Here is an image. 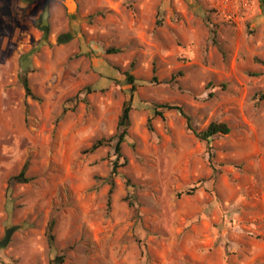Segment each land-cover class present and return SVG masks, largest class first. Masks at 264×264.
<instances>
[{"label":"rangeland","instance_id":"374dc122","mask_svg":"<svg viewBox=\"0 0 264 264\" xmlns=\"http://www.w3.org/2000/svg\"><path fill=\"white\" fill-rule=\"evenodd\" d=\"M44 1L0 0V259L264 264L261 0H77V15L53 1L48 32ZM126 72L138 88L110 199L116 139L88 150L117 134ZM164 102L232 130L209 149L178 111L155 115ZM27 161L31 180L10 186Z\"/></svg>","mask_w":264,"mask_h":264},{"label":"trees","instance_id":"16d2710c","mask_svg":"<svg viewBox=\"0 0 264 264\" xmlns=\"http://www.w3.org/2000/svg\"><path fill=\"white\" fill-rule=\"evenodd\" d=\"M25 2H32L34 0H24ZM262 4L264 5V0H261ZM45 32H48V27L43 28ZM213 33V39L216 41V30H212ZM71 39V34H61L58 37V42L59 43H64L67 40ZM121 51L119 48H110L108 49L109 53L113 52H119ZM126 77L127 81L130 84V97L129 99L124 103L123 109L121 116L119 118L118 122V131L115 136H113L110 139H99L97 140L93 146L88 150V151H96L98 148L105 146L107 143L111 142L112 139H116V142L114 143V155L115 159L113 160V167L110 175L106 178L107 182L111 185L110 191H109V196L111 199V195L114 192L115 189V178L120 175L119 169L123 167L126 164V160L124 158L123 152H122V146L123 143L126 141V138L129 133V127L131 125V113L133 110V101H134V96H135V91L138 88V84L136 81V78L133 74L130 72H126ZM22 83L25 87L26 94L29 96H32L33 98L40 99L37 95L34 94L29 78L27 74H22L21 75ZM154 81L158 82L157 76H154ZM89 90L92 91L91 88ZM264 97V94H263ZM155 115H160L164 116V113L166 111L170 110H176L178 111L182 116H184L187 119V124L188 128L194 132V134L202 140L209 149H213V142L214 140L222 135H227L231 132L232 128L229 125L228 122L226 121H217L214 120L212 121L207 128L205 129H198L194 126L193 124V119L192 116L187 113V111L184 109V107L180 104L177 103H171V102H164V103H156L154 104L153 107ZM214 156L213 152H210V159H212ZM30 162L27 161L25 165L23 166L21 172L19 174L13 175L10 180L9 184L10 186L14 183L18 182H28L31 180L30 177L26 176V173L28 171ZM128 185H132L131 181L128 179L127 180ZM189 194H192V192H188ZM133 203L131 202V205ZM56 220L55 218H52L51 221L49 222L48 225V230H47V235L49 239V243L51 245L54 244L55 242V233H54V228H55ZM66 254L65 252L57 254L52 260L50 264H63L65 261ZM1 260V259H0ZM2 262L6 263L5 261L1 260ZM8 264V263H6Z\"/></svg>","mask_w":264,"mask_h":264},{"label":"water","instance_id":"95a60500","mask_svg":"<svg viewBox=\"0 0 264 264\" xmlns=\"http://www.w3.org/2000/svg\"><path fill=\"white\" fill-rule=\"evenodd\" d=\"M53 1H58V2L63 3L65 5V7L67 8V11L69 13L76 14V15L78 14V2H77V0H45L44 6H43V13H42V17H41V22H40L41 27H46L50 24V21H49L50 6H51V3ZM18 228H19V226H13V227L7 229L6 236H5L4 240L1 242L3 246H6L9 243L12 234ZM0 264H6V263L0 261Z\"/></svg>","mask_w":264,"mask_h":264},{"label":"crops","instance_id":"0c3cea01","mask_svg":"<svg viewBox=\"0 0 264 264\" xmlns=\"http://www.w3.org/2000/svg\"><path fill=\"white\" fill-rule=\"evenodd\" d=\"M35 1V0H34ZM33 2V1H32ZM78 2V1H77ZM78 7H79V5H78Z\"/></svg>","mask_w":264,"mask_h":264}]
</instances>
